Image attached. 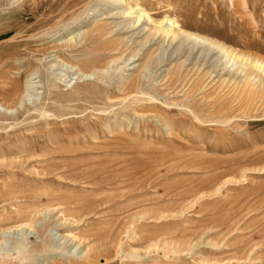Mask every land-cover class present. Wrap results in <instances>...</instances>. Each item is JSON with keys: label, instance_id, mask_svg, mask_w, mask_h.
I'll return each instance as SVG.
<instances>
[{"label": "rangeland", "instance_id": "rangeland-1", "mask_svg": "<svg viewBox=\"0 0 264 264\" xmlns=\"http://www.w3.org/2000/svg\"><path fill=\"white\" fill-rule=\"evenodd\" d=\"M111 2L0 0V264H264V0Z\"/></svg>", "mask_w": 264, "mask_h": 264}, {"label": "bare ground", "instance_id": "bare-ground-1", "mask_svg": "<svg viewBox=\"0 0 264 264\" xmlns=\"http://www.w3.org/2000/svg\"><path fill=\"white\" fill-rule=\"evenodd\" d=\"M112 2V5L116 8L117 6H120L122 5L123 3V0H111ZM115 10V9H114ZM133 10L134 9H124V11L118 13V14H122V15H132L133 14ZM137 10L139 11L140 13V17L135 21L133 22L132 24L130 25H133L132 27H136L138 26L140 23H141V20L144 19V20H147V23L145 24H142L141 27L139 28L141 31H146L148 26L150 27V29H148L149 31L152 32L153 35H157V34H160L162 36H164L165 38H168V37H171L173 39H176L177 36L181 35L179 31H177V29L179 28V25L177 22H175V20L171 19V18H168L167 16L160 19L159 21H155L152 19V17L150 15H148L143 9L141 8H137ZM112 12L111 11H108L107 12V15H110ZM117 14V15H118ZM109 17H113V15L111 14V16ZM110 19V18H108ZM149 23V24H148ZM119 25V24H118ZM129 25V27H130ZM121 27V26H120ZM128 29H131L129 28ZM119 28V26H118ZM117 28V29H118ZM124 29H127V27H123ZM142 28V29H141ZM122 30V29H121ZM127 31V30H126ZM139 31V30H138ZM137 31V32H138ZM140 31V32H141ZM136 32V33H137ZM142 33V32H141ZM186 35V37L191 40L192 44H199V45H203L204 47H210V48H213V49H219L221 52L225 51L223 48H215L213 45H209L208 46V43L204 40H201V39H198L197 37H191L187 34H184ZM133 37V36H132ZM210 51V50H209ZM89 77V76H88ZM29 95H27L28 97ZM23 103V100L19 103L20 105H22ZM0 108L2 109L1 111H6V112H9L10 113V107H6L5 105H3L2 103H0ZM87 252L84 253V254H81L80 257H78V262H81L80 264H87Z\"/></svg>", "mask_w": 264, "mask_h": 264}]
</instances>
